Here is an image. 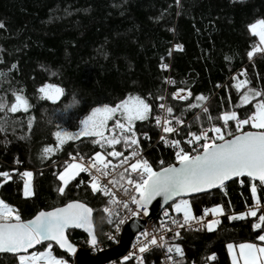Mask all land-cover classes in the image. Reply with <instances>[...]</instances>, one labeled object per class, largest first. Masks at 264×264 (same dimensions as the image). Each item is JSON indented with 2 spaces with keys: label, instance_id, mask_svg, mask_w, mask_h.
Masks as SVG:
<instances>
[{
  "label": "trees",
  "instance_id": "trees-1",
  "mask_svg": "<svg viewBox=\"0 0 264 264\" xmlns=\"http://www.w3.org/2000/svg\"><path fill=\"white\" fill-rule=\"evenodd\" d=\"M261 19L264 0H0V22L5 25L0 29V97L7 101V108L15 102L13 92L23 95L31 105L26 113L7 112V108L0 112V117L7 112L9 120L7 129L0 131V171L12 177L0 176V200L17 209L24 220L39 210L49 211L72 200L85 203L93 209L100 237L106 226L101 221L104 196L93 194L84 184L76 187L80 176L66 186L63 195L56 191L65 161L72 155L94 158L99 147L92 138H84L58 149L53 132L77 130L80 119L92 107L103 103L115 106L128 95H140L153 108L148 120L136 121L133 126L139 149L150 148L146 158L155 168L160 160L175 162L169 147L155 144L153 115L159 103L155 96H166L164 78L176 81L169 87L167 104L173 106L174 116L184 111L183 135L189 128L198 131L209 126L202 108L185 111L200 94L209 97L205 105L213 118L225 110H236L241 118L250 115L260 97L245 106L240 97L248 88L264 90V54L256 52L252 59L247 56L254 46L264 48L249 29ZM177 44L182 50L175 48ZM161 63L168 64V69H161ZM237 80L248 82L239 92L233 87ZM44 84L61 87V98L55 103L42 99L38 89ZM178 88H189L192 96L185 101L173 100L171 93ZM73 98L79 103L62 111ZM213 123H217L215 119ZM244 130L255 129L247 125ZM49 146L52 151L42 160L40 154ZM24 171L33 173L34 194L29 197L23 194V177L17 178ZM252 183L258 182L238 178L226 186L227 194L217 189L189 198L194 215L215 204L224 205L225 212L212 232L181 231L173 243L181 245L183 264H231L227 243L264 244L258 239L264 232L251 227L259 222L261 212L256 217L227 219L254 204ZM257 197L264 203V188L259 186ZM68 236L79 248H88L86 234L69 230ZM52 250L57 258L71 260L55 244ZM213 253L215 258L209 259ZM154 257L158 259L157 254ZM0 264H18V257L0 254Z\"/></svg>",
  "mask_w": 264,
  "mask_h": 264
},
{
  "label": "snow or ice",
  "instance_id": "snow-or-ice-1",
  "mask_svg": "<svg viewBox=\"0 0 264 264\" xmlns=\"http://www.w3.org/2000/svg\"><path fill=\"white\" fill-rule=\"evenodd\" d=\"M5 25L0 22V29ZM250 31L259 37L260 44L264 45V19L258 20L249 25ZM175 48L182 50V46L177 44ZM260 52L264 54V48L253 47L247 52L249 59H252L253 54ZM171 53H169L170 55ZM164 57H161L163 61ZM226 59H228L226 57ZM16 65H12L15 68ZM161 69H168L169 65L161 63ZM3 73L0 72V76ZM165 83L175 85L176 81L165 77ZM235 79V77H233ZM248 83L241 81L233 85L237 92ZM220 87V85H216ZM51 89V91H49ZM38 92L43 94L42 99L46 98L52 102H56L62 95L64 90L56 85L44 84L38 89ZM178 88L171 93L173 100L185 101L192 96L191 91ZM15 102L7 108V101L0 97V112L16 113L18 110L27 112L31 105L28 99L23 95L13 92ZM152 95L151 93L149 94ZM260 97L255 103V111L250 115H245L241 118L236 110H225L219 116L213 118L208 115V107L205 102L209 97L203 94L195 97L196 103H189L186 109L202 108L203 114L207 115L209 127H200L198 131H192L191 128L187 131V138L183 141L186 147L181 146L182 142L178 139L168 140L164 135L159 139L165 144L172 147L175 155V162L166 163L164 160L159 161V167H153V164L148 159L144 158L139 150V141L135 138L137 133L133 129L136 121L148 120L153 105L147 102L146 98L140 95H128L119 100L115 106H110L109 103H103L101 106L92 107L91 113L85 115L79 121V130L77 132L55 131L53 136L57 140V147L63 144L66 139H76L79 137H95L92 143L98 144L101 149L105 146H114L123 142L124 147L132 149L128 155H124L121 151L107 152L108 156H113L118 159V164H112L111 160L105 159V156L100 151H96L94 160L90 161L86 167L81 163H68L63 171L59 172L58 180L61 185L56 189L58 194L65 193L66 186L69 182L81 172H87L91 176L90 187L93 194L102 193L104 197H108V206L104 207L103 211L106 216L101 217V221L106 220L107 224L112 225L119 233L126 220L131 217H139L141 215L147 217L149 215V205L157 198H162L166 203L171 201L170 207L175 213H182V218L170 216L168 211H165V217H168L172 227H166L161 224L160 228L153 232L147 230L142 231L138 238L139 254L137 260L143 264V254L155 249L164 251V264H183L184 252L181 245L178 243H170L165 238V232H172V241H175L181 236V229H192L198 226L200 230L207 229L212 232L215 226L221 223L218 215H223L225 206L215 204L212 207H205L203 215H194L193 206L189 199L185 196L191 194L206 193L207 190L219 188L226 189V182L233 178L246 177L251 181H259V186L264 188V90L248 88L247 91L240 97L241 104H248L250 99ZM156 100L163 101L156 105L164 115L156 116L155 123L157 127H162L163 133H179L183 131L179 126L184 123V111H181L178 116H174L173 106L167 104L164 95H156ZM230 102V101H229ZM73 98V103L68 107H73L78 104ZM234 108H239L240 105H234ZM7 112L3 117H0V131H5L9 126ZM217 123H213V120ZM114 120V130L119 129L122 135L120 136H105L104 129L108 121ZM199 120V116H197ZM123 121V122H121ZM170 121H174L175 126H170ZM222 122V123H221ZM33 119L28 120V127L31 129ZM52 123V120H49ZM234 123L235 127H232ZM250 125L254 131L244 130L245 126ZM59 127V126H58ZM145 139H149L148 133L143 132ZM136 146V147H133ZM52 151L51 146L45 147L40 154V158L46 159ZM83 159V157H81ZM111 171L115 173L107 183L101 186V177H108ZM31 171H24L21 176L24 179L23 194L25 197L32 196L33 190L31 185ZM0 176L6 179H12L8 172L0 171ZM119 177L117 180L116 177ZM234 182V181H233ZM85 182L81 180L76 184L80 187ZM241 184L245 183L244 179L240 180ZM88 185H85L87 188ZM114 189L116 191H114ZM258 185L251 184V198L255 201V205L250 209L247 215L252 217L257 216L256 207L259 206L257 197ZM118 193L120 195H118ZM225 194H227L225 192ZM125 215H121V213ZM93 209L85 203L79 201H69L62 207H52L51 210H39L28 220L21 218L19 211L13 208L8 203L0 200V252L14 253L18 257V264H68V261L62 258H57L53 255L52 248L55 242L61 249L72 253L75 247L69 242L66 236V230L69 228H82L87 232L89 243L93 246L97 244V237L94 233V218ZM211 213L212 219L205 222V217ZM245 213L241 212L238 215H229V221L240 220L245 217ZM253 229H259L264 232V215L259 216V222L251 225ZM159 233V235L155 234ZM258 239L264 242V235L258 234ZM42 242H47V246L43 251H29L35 246L41 245ZM229 254L231 255V264H264V246H259L255 243H227L226 245ZM239 249V254H235V250ZM179 257V259H177ZM213 253L209 259H214ZM125 260L128 257L124 258Z\"/></svg>",
  "mask_w": 264,
  "mask_h": 264
},
{
  "label": "built area",
  "instance_id": "built-area-1",
  "mask_svg": "<svg viewBox=\"0 0 264 264\" xmlns=\"http://www.w3.org/2000/svg\"><path fill=\"white\" fill-rule=\"evenodd\" d=\"M171 86H172L171 84H167V92H166V96H165L166 100H167V97H168L169 87H171ZM183 89H185V93L184 94H186L187 91H191L189 88H183ZM162 102L163 101H159V103H162ZM163 115L164 114L159 109H156V112L153 115V126L156 129V131H157V138H156L155 144L163 143L164 145L169 147L171 149L172 153H173L174 160H175V155H174V151L175 150L172 147H170L169 145L165 144L163 141H161L159 139V137L161 135H164L168 140H173V139L181 140V142H182L181 146L186 147V150L190 151V149H188L187 146H185L183 144V141L187 138V135H183L182 131L179 132L178 134L177 133H163L162 127H157V125L155 123L156 116H162L163 117ZM170 126H175L174 121H170ZM183 126H184V123L182 125H180L179 127L182 129ZM204 128H207V127H204ZM180 135H181V137H180ZM149 149L150 148H148V149L140 148L139 149L141 151L142 156L144 158L147 157V152H148ZM129 152H127L125 155H128ZM102 155L105 156L106 161L107 160H111L112 164H118V159L119 158H116V157H113V156H108L106 154H102ZM81 157H83V156L82 155H74V156H72V159L68 158L66 161L69 163L70 161L74 160L77 163L84 164L87 167L89 162L94 160V158L83 157V159H81ZM154 169H155V167H154ZM109 171H110V175L108 177H101V179H100L101 186L106 184L107 180L110 179L112 177V175H115V173L111 171V166H109ZM79 176H80L81 180H83L85 182L84 186L88 185V188H91L90 187V183H89L91 181V176L87 172H81V173H79ZM17 178L21 179V175H18ZM116 178H117V180L119 179L118 176ZM257 185H258V188H259V184L258 183H257ZM114 191H116V190L114 189ZM223 192H225V189L223 190ZM118 195H120V194L118 193ZM104 198H105L106 203H105V205L102 208V216H106L107 215L106 213H104L103 209H104V207L108 206V197H104ZM254 205H255V202H254V204L251 207L247 208L245 211L248 212L250 209L253 208ZM255 210L257 212H261V214L264 215V203L260 202L259 206L256 207ZM165 211H168L170 216H176V217L182 218L181 214H173L167 208L163 209V211L161 212V214L159 215V217L157 219H155V220L148 219L146 221L145 227L134 236V238H133V240H132V242L130 244L129 249H128V251L126 252V254L124 256H122V257H120L118 259L112 260V261H110V262H108L106 264H119V263H121V264H140V261H138L137 258H136L137 255H140L139 254L138 238L139 239H143V237L140 236V233L142 231H145V230H147L148 232H153L155 229L160 228L161 224L165 225L166 227H172V225L170 223V220L168 219V217H165V215H164ZM121 215H125V213L122 212ZM200 215H203V211H202V213ZM221 216L222 215H218L217 218L221 220ZM133 218L144 220L146 217L143 216V215H141L139 217H131V218L126 220L125 224L129 220H131ZM208 219H212L211 213H209V215L207 217H205V220L203 222L206 223V221ZM103 222H104V224L106 226H105L103 232L101 233V236L98 237L97 244L95 246H91L90 243H89V245H88V248H91V252L92 253H97V250L107 249V248H110L112 245H116L119 242L120 234H121V232H122V230H123V228L125 226V224H124L122 226V228H121V231L119 233H116V231H115V229H114V227L112 225L107 224L106 220H104ZM215 227H217V226H215ZM188 230L189 229H187V228L181 229V231H188ZM190 230H200V229L198 228V226H194ZM155 234L159 235V233H155ZM172 236H173L172 232H165V238L168 239L170 243L174 242V241L171 240ZM155 254H157L158 259H156L154 257ZM125 257H128V259L125 260L124 259ZM62 259H64V258H62ZM65 260L68 261V264H76V259L74 257H71V260H68V259H65ZM164 262H165V255H164V251L161 250V249L157 248V249H155L153 251H149V252H146V253L143 254V264H164Z\"/></svg>",
  "mask_w": 264,
  "mask_h": 264
},
{
  "label": "water",
  "instance_id": "water-1",
  "mask_svg": "<svg viewBox=\"0 0 264 264\" xmlns=\"http://www.w3.org/2000/svg\"><path fill=\"white\" fill-rule=\"evenodd\" d=\"M251 131H254V130H251ZM236 179H238V178H233V180L226 182V186ZM254 182L259 183L258 180L254 181ZM217 189H219V188L209 189V190H207L206 193H201V194H207V193H210V192L217 190ZM201 194H198V195H201ZM194 196H197V194H191V195L185 196V198L189 199V198L194 197ZM171 203H172L171 201L166 203L162 198L158 197L157 200H154L149 205V215L144 220L137 219V218H133V219L129 220L125 224V226H124V228L120 234L119 242L116 245L112 246L111 248L97 250V253H92L91 248H81V247L79 248L77 245H75L70 240V238L68 236L69 230H77V231L82 232V233L87 235V232L82 228H69L66 230L65 234L68 237L69 242L72 243L75 247L74 252L69 253L65 249H61L58 245L55 244V242H52V243L55 244L61 252L69 255L70 257H74L76 259V264H106L112 260H115V259H118V258L124 256L126 254V252L128 251L134 236L145 227L146 221L148 219H150V220L157 219L159 217V215L161 214V212L163 211V209L170 206ZM94 233L97 237V242H98V236L96 233L95 225H94ZM42 243L44 244L47 242H42ZM39 246L40 245H37L34 247V249H31L29 251H33V250L37 249ZM91 246H93V245H91ZM0 254L16 255L14 253H3V252H0Z\"/></svg>",
  "mask_w": 264,
  "mask_h": 264
},
{
  "label": "rangeland",
  "instance_id": "rangeland-1",
  "mask_svg": "<svg viewBox=\"0 0 264 264\" xmlns=\"http://www.w3.org/2000/svg\"><path fill=\"white\" fill-rule=\"evenodd\" d=\"M263 47H264V45H262ZM239 82H241V81H238L237 80V82L236 83H239ZM51 85V84H50ZM243 87H241V89H242ZM49 91H51V89H49ZM62 95H63V93H62ZM61 95V96H62ZM61 96L59 97V99L61 98ZM58 99V100H59ZM57 100V101H58ZM250 101H251V99H250ZM249 101V102H250ZM243 106H245V105H247V104H242ZM91 113V112H90ZM89 113V114H90ZM88 114V115H89ZM121 122H123V121H121ZM114 124H115V121L114 120H110V121H108V123H107V126H106V128L104 129V134H105V136L107 137V136H113V135H115V136H120V135H122V133L120 132V130L119 129H115L114 130V128H113V126H114ZM135 124V123H134ZM134 126V125H133ZM80 127V126H79ZM79 130V128L77 129V130H75V131H69V132H77ZM59 131H64V130H59ZM67 131V130H66ZM84 138H92V140L93 139H96L95 137H79V138H76V139H66L65 140V142L63 143V144H60V146L59 147H57V140H56V138H55V140H56V147L58 148V149H62L63 148V146L66 144V143H68V142H71V141H77V140H81V139H84ZM136 139H137V137H135ZM98 147H99V145L98 144H96ZM133 147H136V146H133ZM140 147V146H139ZM113 149H115V151H121V152H123L124 153V155L127 153V152H129V151H131L132 149H130V148H125L124 147V144H123V142H121V143H119V144H117V145H114V146H108V145H106L105 146V149H101L100 147H99V151L101 152V154H106L107 155V152H111V151H113ZM73 156V155H72ZM72 156H70V158L72 159ZM69 163H77L76 161H74V160H72V161H70ZM66 167H67V165H66ZM64 170V169H63ZM77 176H79V174L77 175ZM76 176V177H77ZM76 177H74L69 183H71ZM24 179H26V178H23V183H24ZM61 182V181H60ZM62 183V182H61ZM31 185H32V177H31ZM24 189V188H23ZM32 190H33V187H32ZM167 209L171 212V213H173V214H179V213H175L173 210H172V208L170 207V206H168L167 207ZM182 214V213H181ZM47 246V245H46ZM45 246V247H46ZM44 247V248H45ZM44 249H42L41 251H43ZM52 252H53V250H52ZM235 254H239V249L237 248L236 250H235ZM53 255H54V252H53ZM230 255V254H229ZM230 258H231V255H230ZM232 259V258H231ZM240 264H241V262H240Z\"/></svg>",
  "mask_w": 264,
  "mask_h": 264
},
{
  "label": "crops",
  "instance_id": "crops-1",
  "mask_svg": "<svg viewBox=\"0 0 264 264\" xmlns=\"http://www.w3.org/2000/svg\"><path fill=\"white\" fill-rule=\"evenodd\" d=\"M244 213L247 215L248 212H244ZM179 214H181V213H179ZM193 214H194V213H193ZM181 215H183V214H181ZM263 235H264V234H263ZM257 245H259V246H264V244H257ZM240 262H241V264H243V261H242V260H241Z\"/></svg>",
  "mask_w": 264,
  "mask_h": 264
},
{
  "label": "bare ground",
  "instance_id": "bare-ground-1",
  "mask_svg": "<svg viewBox=\"0 0 264 264\" xmlns=\"http://www.w3.org/2000/svg\"><path fill=\"white\" fill-rule=\"evenodd\" d=\"M108 249V248H107Z\"/></svg>",
  "mask_w": 264,
  "mask_h": 264
}]
</instances>
